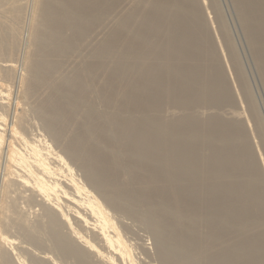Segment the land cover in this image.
I'll use <instances>...</instances> for the list:
<instances>
[{
    "label": "bare ground",
    "instance_id": "obj_1",
    "mask_svg": "<svg viewBox=\"0 0 264 264\" xmlns=\"http://www.w3.org/2000/svg\"><path fill=\"white\" fill-rule=\"evenodd\" d=\"M230 1L264 91V0ZM221 8L0 0V264H264V125Z\"/></svg>",
    "mask_w": 264,
    "mask_h": 264
},
{
    "label": "rangeland",
    "instance_id": "obj_2",
    "mask_svg": "<svg viewBox=\"0 0 264 264\" xmlns=\"http://www.w3.org/2000/svg\"><path fill=\"white\" fill-rule=\"evenodd\" d=\"M218 1V3H219V5H220V7H222L221 8V10H222V12H224L223 13V15H224V19H225V22H226V25L228 26V30H229V33H230V36H231V38H232V41H233V43H234V45H235V48H236V50H237V52H238V56H239V59H240V62H241V65H242V69H243V71H244V74H245V78H246V81H247V85H248V87H249V89H250V91H251V93H252V91H253V93H252V95H253V97H254V101H255V104H256V107H257V109H258V114H259V116H260V119H261V121L263 122V125H264V91H263V89H262V85H261V83L259 84V79H257L258 78V76L256 75V70L254 69V67H253V63H252V60H251V57H250V54H249V52H248V50H247V47H246V41L244 40V36H243V34L241 35V33L242 32H240L241 31V29H239L240 28V25L238 24V22L236 21L237 19L235 18V14H234V11H233V9H232V4H230V0H217ZM232 13V14H231ZM226 16V17H225ZM24 38V37H23ZM25 38H26V36H25ZM244 40V41H243ZM245 42V43H244ZM25 43V39H23L22 40V44H24ZM23 49V45H22V48H21V50ZM22 52V51H21ZM21 52H19L18 53V55L19 56H14L13 58H14V60L15 61H13L14 63H16V64H13V65H15V66H17V67H19L20 68V65H17V62H16V60L18 61L20 58L19 57H21L20 55H21ZM18 64H20V61H18ZM18 69V68H17ZM19 71V70H18ZM17 71V74H19V72ZM227 72H228V69H227ZM229 73V72H228ZM230 74V73H229ZM229 77V79H232L231 78V75H229L228 76ZM231 81H233V80H231ZM230 81V82H231ZM233 83V82H232ZM10 86H12L11 87V91L13 90V89H15V87H13V85H11L10 84ZM251 87H252V89H251ZM15 90H13L12 92H14ZM13 94H15V93H13ZM15 97V95H13V97L11 96V98L13 99ZM6 101V100H5ZM13 106V105H12ZM11 106V111H12V107ZM10 111V112H11ZM31 117H32V115H30ZM29 116V117H30ZM11 118V113L9 114V116L7 117V123H9L10 121V118ZM30 117V118H31ZM34 117V116H33ZM32 117V119H34L33 121H34V123H33V121L32 120H30L31 121V123H33V126H35V123H36V125L37 124H39V122L37 123V122H35V121H37L35 118H33ZM9 118V119H8ZM29 118V119H30ZM32 125V124H31ZM33 126H31L30 128H32ZM38 127H40V126H36L35 128H38ZM34 128V127H33ZM34 128V129H35ZM34 129H31V131H33ZM39 129V128H38ZM30 130V129H29ZM37 131H39V130H37ZM35 132H36V130H35ZM35 132H33V134L35 133ZM39 134V133H41V132H36L35 134ZM254 138V137H253ZM252 139V138H251ZM253 140V139H252ZM253 141H255V140H253ZM256 142V141H255ZM255 142H253L254 143V145L256 144ZM2 166V165H1ZM2 168L0 167V171H1V173H2V170H1ZM0 173V174H1ZM26 195H29L28 193L26 194ZM25 195V196H26ZM18 196V195H17ZM17 196H15L16 198H18L16 201H17V203L20 201L21 202V200H22V198H21V200H20V198H19V196L17 197ZM24 196V197H25ZM14 196H13V198H15ZM19 202V204H23V206H24V201L22 200V202L20 203ZM20 205V206H21ZM36 206V205H35ZM22 207V206H21ZM25 207V206H24ZM23 207V208H24ZM34 207V206H33ZM32 207V208H33ZM36 209H38V207L37 208H34V209H32V210H36ZM136 230V229H135ZM137 231H139V233L137 232ZM137 231H136V233H138V234H136L137 235V237L140 235V237L142 236V237H144L145 239H143L142 237V239L145 241V240H147L146 242H147V244H148V242H149V238L148 239H146V236L147 235H145L144 234V236L143 235H141V234H143V232H141L140 230H138L137 229ZM149 243H151V242H149Z\"/></svg>",
    "mask_w": 264,
    "mask_h": 264
}]
</instances>
